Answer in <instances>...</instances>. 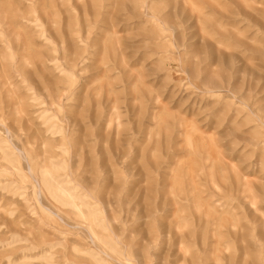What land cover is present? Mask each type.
Segmentation results:
<instances>
[{"label":"rangeland","instance_id":"374dc122","mask_svg":"<svg viewBox=\"0 0 264 264\" xmlns=\"http://www.w3.org/2000/svg\"><path fill=\"white\" fill-rule=\"evenodd\" d=\"M0 264H264V0H0Z\"/></svg>","mask_w":264,"mask_h":264},{"label":"bare ground","instance_id":"6f19581e","mask_svg":"<svg viewBox=\"0 0 264 264\" xmlns=\"http://www.w3.org/2000/svg\"><path fill=\"white\" fill-rule=\"evenodd\" d=\"M89 253V252H88ZM101 255V254H100ZM91 257V256H90Z\"/></svg>","mask_w":264,"mask_h":264}]
</instances>
